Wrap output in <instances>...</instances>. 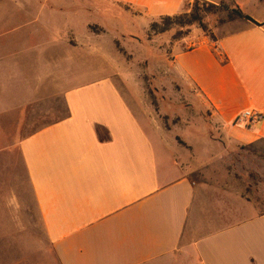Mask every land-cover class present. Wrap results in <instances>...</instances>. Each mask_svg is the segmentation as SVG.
<instances>
[{
  "label": "crops",
  "instance_id": "obj_1",
  "mask_svg": "<svg viewBox=\"0 0 264 264\" xmlns=\"http://www.w3.org/2000/svg\"><path fill=\"white\" fill-rule=\"evenodd\" d=\"M7 1L14 8L5 12L24 20L0 31V38L26 28L32 14L18 0ZM104 1L123 7L111 17L116 24L144 35L152 22L185 12L193 0ZM205 1L225 2L256 24L235 17L214 40L203 36L192 47L176 42L168 61L211 109L227 143L264 141V0ZM46 30L52 35L43 47H23L12 60L0 56V118L25 108L35 95L29 82L43 80L45 60H58V51L49 49L57 50L59 34ZM88 34L75 40L70 61L95 56L98 65L70 74L61 94L64 116L17 140L58 263L264 264V213L218 223L234 209L211 214V198L175 161L174 140L148 114L139 74L117 52L93 47ZM16 58L31 59L30 67ZM244 110L262 114L261 121L236 124Z\"/></svg>",
  "mask_w": 264,
  "mask_h": 264
},
{
  "label": "rangeland",
  "instance_id": "obj_2",
  "mask_svg": "<svg viewBox=\"0 0 264 264\" xmlns=\"http://www.w3.org/2000/svg\"><path fill=\"white\" fill-rule=\"evenodd\" d=\"M195 2L198 3L196 8L201 10L205 31L197 24L188 28L173 26L170 31L148 40L147 33L141 35L116 24L111 17L119 14L123 7L104 0H18L29 6L32 14L26 28L10 31L0 38V56L6 59L11 56L12 60L21 48L30 49L48 41L52 31L46 29H54L53 35L58 33L60 42L57 50L49 49L53 53L58 51V60L50 57L43 62V80L29 82V94L33 89L35 95H29L27 106L0 118V264H59L46 239L17 140L64 116L61 94L70 74L89 71L98 65L95 56L90 60L86 58L85 63L70 61L71 46L77 38L88 39V33L93 47L104 46L106 50L117 52L131 72L139 74V90L150 110L148 114L174 140L175 161L203 190L205 197L211 198V214L217 209L222 214L225 209H234L233 216L224 217L218 223L243 218L249 213H264V141L251 145L227 143L211 109L191 84L173 72L168 61L171 46L176 42L192 47L203 36L214 40L219 28L229 21L228 11L223 8H233L225 2L193 0L187 12ZM5 4L7 8L0 13V31L24 20L18 13L10 17L5 11L13 10L14 3L9 6L6 0ZM44 53L46 57L50 54L47 49ZM81 53L76 50L77 55ZM15 62L30 67L31 59L16 58ZM129 100L132 103L131 98Z\"/></svg>",
  "mask_w": 264,
  "mask_h": 264
},
{
  "label": "trees",
  "instance_id": "obj_3",
  "mask_svg": "<svg viewBox=\"0 0 264 264\" xmlns=\"http://www.w3.org/2000/svg\"><path fill=\"white\" fill-rule=\"evenodd\" d=\"M195 4H196L194 6L195 8L193 7L188 12L186 10L185 12H183L181 14H178L175 16L161 17L159 20L152 22L149 25V28L147 31L148 40H151L152 36L164 34L168 31H170L173 28V26H176L179 28H184V27L188 28L190 26L197 24V25H199V27L203 31H205V26L202 23L201 10L196 8L198 3L195 2ZM205 5H207V7H209V8L214 7L212 4H205ZM223 9L228 11V19L229 20H231L235 17H239V18H243V19H246V20H249V21L255 23L250 17L243 14L239 9H228L227 7L223 8ZM205 11H209V10H205ZM173 39H175L174 36H173Z\"/></svg>",
  "mask_w": 264,
  "mask_h": 264
},
{
  "label": "built area",
  "instance_id": "obj_4",
  "mask_svg": "<svg viewBox=\"0 0 264 264\" xmlns=\"http://www.w3.org/2000/svg\"><path fill=\"white\" fill-rule=\"evenodd\" d=\"M261 119H262V114L258 112L244 110L237 115V117L235 118V123L249 126L261 121Z\"/></svg>",
  "mask_w": 264,
  "mask_h": 264
}]
</instances>
